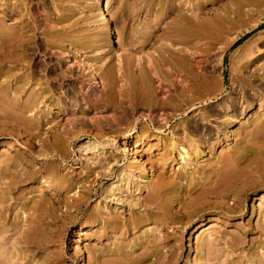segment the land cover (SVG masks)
I'll return each mask as SVG.
<instances>
[{
    "label": "rangeland",
    "instance_id": "obj_1",
    "mask_svg": "<svg viewBox=\"0 0 264 264\" xmlns=\"http://www.w3.org/2000/svg\"><path fill=\"white\" fill-rule=\"evenodd\" d=\"M145 1L103 0V4L112 6L109 16L118 29V37L125 36L122 28L125 9ZM165 1L157 0L158 3ZM185 2L186 8L191 7L192 0ZM103 4L98 0H0V22H6L13 31L20 28L15 40L25 35L34 37L28 58V72L35 74L38 80L49 81L31 83L23 89L22 83H9L7 91L0 83V195L5 199L3 206H6L1 211L4 219L0 224L6 225V228H0V245L3 247L0 250V264H82L80 252H85L89 245L98 244L97 237L87 240L86 236L92 233L98 236L102 232L101 226L94 228L92 222L88 221V208L91 210L97 206L105 212L110 210L116 216L127 218L137 214L141 203L151 197L147 186L158 181V171H166L177 178L178 183L165 195V211L170 224L165 229L160 226L156 229L158 236L169 232L163 245L167 254L162 264H165L163 261L167 264H231L230 195H227L226 200L188 197L184 188L187 181L181 175L183 170L180 169L182 163L179 156L173 163L166 160L165 145L171 138L183 134L180 129L187 120H172L170 124L176 126L178 132L166 129L163 141L148 139L145 145L137 148L142 163L130 169L127 167L129 151H125L130 141L124 136L133 130L142 136L157 134L158 122L163 123L165 118H169L172 110L140 108L130 99L101 110L91 109L87 103L91 98L88 92L91 84L87 75L83 77L71 71L76 66L74 62H81L86 55H95L101 46L99 31L104 25L99 10ZM9 7H17L19 12L14 14ZM203 8L204 16L213 22L227 19L224 29L217 37L211 34L206 25L203 29L195 30L186 40L187 43L181 44L183 50L173 55L172 64L164 66L168 73L167 82L164 83H183L189 90L190 99L199 102L213 98L208 103L198 104V107L203 110L211 107L222 110V115L210 118V133L214 139L208 147L202 145L205 140L203 131L190 135V143L200 145L207 160L196 158L194 164L185 166L188 173H192L197 165L208 170L207 161L211 163L222 158L230 162L228 0H207ZM187 14L190 15L191 11ZM64 33L70 38L62 46H42L44 41L50 40V35L54 41ZM163 40L157 38L153 48L149 47L143 52L131 51L130 56H156L158 52L154 48L165 44ZM76 41L85 46L74 49L71 43ZM107 42L111 44L110 40ZM122 43L120 41V44L108 47L112 49L117 64L120 54L127 48ZM92 44L95 46L89 47ZM63 47L74 54L73 62L64 63L58 59ZM154 77L157 78L156 75ZM103 81L108 82V79L104 76ZM81 83H86L84 89H81ZM154 83L158 86L161 82L156 80ZM38 86H49L62 103L70 105L69 113L56 110L50 119L53 121L52 126L45 128L43 113L39 111L40 100L29 101L34 97L33 92H41ZM16 87L21 92L14 93ZM103 88L102 83V88L99 86L98 90ZM168 88L165 86V89ZM167 94L164 91L159 97ZM98 123L104 128H99ZM191 130L196 131L194 128ZM85 139L111 149H105L101 155H81L76 146ZM10 143L16 148L10 150ZM114 163L116 166L112 168ZM34 173L37 175L34 176ZM49 173L58 174L62 181L58 203H54L52 197L54 186ZM71 181L77 184V204L85 202L82 209L75 212L72 211V202L67 200ZM201 181L198 177L197 182ZM90 185L93 187L94 201H87L88 194L81 191L80 187ZM40 200L44 201L41 206L37 203ZM50 206L58 209L59 219L56 221L50 217ZM216 207L224 209L217 210ZM32 214L36 218V222L32 223L34 229L26 232L24 223ZM219 214L223 215L224 223L211 222L197 231L189 226L192 221L196 225L203 217ZM82 225L86 227L87 234L79 236ZM175 225L178 227L175 228ZM217 228L221 232L211 233ZM150 229L155 227L144 225L132 236L143 237ZM75 245L81 249L74 248Z\"/></svg>",
    "mask_w": 264,
    "mask_h": 264
},
{
    "label": "bare ground",
    "instance_id": "obj_2",
    "mask_svg": "<svg viewBox=\"0 0 264 264\" xmlns=\"http://www.w3.org/2000/svg\"><path fill=\"white\" fill-rule=\"evenodd\" d=\"M185 1L166 0L164 3H158L157 0H146L136 6L125 9V19L122 24L125 36L122 38L117 36L119 34L118 29L114 26V21L109 16L112 6L109 3L103 4V0H98L99 3L103 4L99 10V14L102 17L101 21L104 25L103 29L99 31L102 42L101 46L95 52V55H86L81 62H74L76 66L71 71L73 73L77 72L83 77L87 75L91 84L89 87L90 91H88L91 93V98H89L87 103L91 109L101 110L110 107L114 103L121 104L130 99L134 100L136 106L140 108L152 110H165L169 108L172 110L169 118H165L163 123L158 122L157 134L142 136L137 130H133L127 136H124L125 139H129L130 141L127 146L128 148L126 147L125 149V151H129L130 155V159L127 160V167L135 169L138 167V164L142 163V156H140V151L137 148L145 145L148 139H161L163 141L166 129H172L174 133L178 132L176 126H171L172 120L176 118L186 119L185 125L180 129L183 131V134L171 138L169 143L164 147L165 155L167 154L166 160L173 163L176 162V156H179V160L182 163L180 169L183 170L181 175L187 181V185L184 188L186 189L185 194L188 197L194 199L212 198L226 200L227 195H230L229 161L222 158L211 163L207 161L208 170L203 166L197 165L192 173H188L185 167L194 164L195 159L197 158L198 160L199 157L207 160L206 154H203L202 147L190 143L189 138L191 134L203 131L205 140L202 142V145L208 147L214 139L212 133H210V118L222 115V110L216 107L203 110V108L198 107V104L208 103L213 98L196 102V100L190 99L189 90L183 83H164L167 82L168 75L164 66L172 64L173 55L183 50L180 48L181 44L187 43L186 40L195 30L203 29V26L206 25L211 34L217 37L224 29L227 19L226 21L217 20L213 22L210 18H206L204 16L203 5L207 0H192V5L189 8H186ZM9 8H11V12L14 14L19 12L16 9L17 7ZM188 11H191L190 15L187 14ZM132 18L134 20L129 22ZM19 30L20 28H17V30L13 31L11 28H8L6 22H0V83H2L4 91L8 90L9 83H22L21 89L28 88L31 83H49L47 80H38L35 74L28 72V58L34 37L25 35L20 40H15V37L18 36L16 32ZM57 38L53 41L50 35V40L44 41L42 46L47 45L51 48L60 47L70 37L64 33ZM157 38H163V41L166 43H162L160 46L154 48L158 52L156 56L152 54H147V57L132 58L130 56L131 51L143 52L149 47L153 48L156 45ZM87 40H90V38ZM108 40L111 41L110 45H108ZM120 41L127 48L121 53L122 55L120 54L117 64L115 62L116 58L112 54V49H108V47L118 45ZM80 45L85 46L80 41L71 43V47L74 49L79 48ZM94 46L92 44L89 47L92 48ZM71 53V50L67 51L66 47H63L58 59L64 63L73 62L75 56ZM68 55L69 57H66ZM104 76L108 79V82L103 81ZM156 80L161 82L158 86L154 83ZM102 83L104 84V88L98 90L99 86L102 88ZM85 84L81 83V89H84ZM165 86H169V88L165 89ZM21 89L16 87L14 93L21 92ZM31 89L33 90V88ZM39 89H41V92H33L34 97L29 101L36 102L40 100L39 111L43 113L45 121L43 127L45 128L49 125L52 126L53 121L50 119L56 110L64 114L69 113L70 105L62 103L51 92L49 86H41ZM164 91L168 94L159 97V94ZM97 126L104 128L100 123ZM191 128L196 129V131L191 130ZM207 131L209 133L205 134ZM8 148L13 150L16 147L10 143ZM76 148L81 155H88V153H98L101 155L105 153V149H111V147L99 146L90 139L79 142ZM102 149L103 152H100ZM115 166L116 163L112 165V168ZM100 174L96 175V177ZM33 175L36 176L37 174L34 173ZM198 177L202 180L199 183L197 182ZM49 178L54 186L51 190L54 203H58V199L60 198L59 188L62 181L58 174L49 173ZM157 178V182L147 186L151 197L141 203L143 209L140 207L137 209V214H133L128 218L116 216L110 210L109 212H105L97 206L91 210L88 208V213H86L88 221L92 222L94 228L101 226L102 232L98 236L96 233L86 236L87 240L97 237L98 244L89 245L85 252L80 250V261L82 264H162V259L167 254L163 245L169 237V232L165 231L166 234L158 236L156 229L159 226L164 228L170 224L165 211V208H167L165 195L178 183L177 178L168 175L166 171H158ZM76 185L71 181L67 192V200L72 202L74 208L72 211L74 212L81 210L85 203L77 204L76 197L78 191H75ZM180 185L183 186V183ZM80 187H82L81 191L88 194L87 201L91 199L92 201L95 200L91 185ZM99 194L101 195V191H99ZM43 202V200L37 201L40 206ZM3 205H5V199H2L0 195V223L4 219L1 211L6 208ZM58 208L60 209V207ZM216 209L223 210L224 208L216 207ZM57 210L55 206H50V217L55 221L59 219ZM223 219V215L221 214L217 216L210 215L203 217L196 225H193L195 222L192 221L189 226H192V229L197 231L198 229H203L211 222H216L217 224L224 223ZM35 222V216L33 214L30 215L26 219V223H24V230L26 232L33 230L34 226H32V223ZM144 225H152L155 229L148 230L146 235L140 238L132 236L134 232L139 231ZM214 226L217 227L216 225ZM1 227L6 228V225L2 226L0 224ZM81 227L78 235H86V227L84 225ZM174 227L177 228L178 225ZM219 232L221 231L218 228L211 231V233ZM104 241L107 243L103 244ZM2 248L0 245V250ZM74 248L81 249L79 245H75ZM163 263L167 264L165 261Z\"/></svg>",
    "mask_w": 264,
    "mask_h": 264
}]
</instances>
